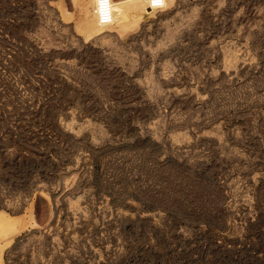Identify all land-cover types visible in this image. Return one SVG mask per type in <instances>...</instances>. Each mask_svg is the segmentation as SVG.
Segmentation results:
<instances>
[{
    "label": "rangeland",
    "instance_id": "rangeland-1",
    "mask_svg": "<svg viewBox=\"0 0 264 264\" xmlns=\"http://www.w3.org/2000/svg\"><path fill=\"white\" fill-rule=\"evenodd\" d=\"M74 3L0 0V264H264V0Z\"/></svg>",
    "mask_w": 264,
    "mask_h": 264
},
{
    "label": "clouds",
    "instance_id": "clouds-1",
    "mask_svg": "<svg viewBox=\"0 0 264 264\" xmlns=\"http://www.w3.org/2000/svg\"><path fill=\"white\" fill-rule=\"evenodd\" d=\"M94 4V13L97 17L98 26L103 28L114 23L115 13L120 12V8L114 3V0H92ZM146 5V11L156 13L168 8L172 0H143Z\"/></svg>",
    "mask_w": 264,
    "mask_h": 264
},
{
    "label": "crops",
    "instance_id": "crops-1",
    "mask_svg": "<svg viewBox=\"0 0 264 264\" xmlns=\"http://www.w3.org/2000/svg\"><path fill=\"white\" fill-rule=\"evenodd\" d=\"M76 0H73V3L75 2ZM92 1V0H91ZM136 1L137 0H114V3H117L119 2L121 5H122V10L124 13H127V14H133L135 13V10L131 9L132 6L136 5ZM76 4V3H74ZM93 4V2H92ZM94 6V4H93ZM144 9H146V5H144ZM94 14V13H93ZM95 16V15H94ZM74 17H72L70 20H73ZM95 20H96V17H95ZM97 22V21H96ZM114 22H115V19H114ZM114 24V23H113ZM111 24V25H113ZM133 26H128L127 28H132Z\"/></svg>",
    "mask_w": 264,
    "mask_h": 264
},
{
    "label": "built area",
    "instance_id": "built-area-1",
    "mask_svg": "<svg viewBox=\"0 0 264 264\" xmlns=\"http://www.w3.org/2000/svg\"><path fill=\"white\" fill-rule=\"evenodd\" d=\"M150 10V9H149ZM93 13H94V9H93ZM94 15H95V13H94ZM96 17V16H95ZM96 21H97V17H96ZM98 24V23H97Z\"/></svg>",
    "mask_w": 264,
    "mask_h": 264
},
{
    "label": "bare ground",
    "instance_id": "bare-ground-1",
    "mask_svg": "<svg viewBox=\"0 0 264 264\" xmlns=\"http://www.w3.org/2000/svg\"><path fill=\"white\" fill-rule=\"evenodd\" d=\"M114 16H115V14H114Z\"/></svg>",
    "mask_w": 264,
    "mask_h": 264
},
{
    "label": "trees",
    "instance_id": "trees-1",
    "mask_svg": "<svg viewBox=\"0 0 264 264\" xmlns=\"http://www.w3.org/2000/svg\"><path fill=\"white\" fill-rule=\"evenodd\" d=\"M6 257V256H5ZM6 260V259H5Z\"/></svg>",
    "mask_w": 264,
    "mask_h": 264
}]
</instances>
